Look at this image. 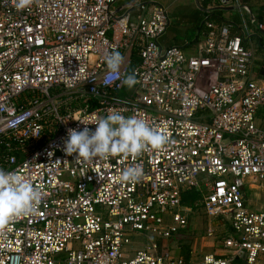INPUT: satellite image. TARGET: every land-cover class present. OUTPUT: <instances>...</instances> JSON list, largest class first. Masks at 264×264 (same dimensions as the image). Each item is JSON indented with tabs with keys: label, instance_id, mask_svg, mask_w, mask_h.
Wrapping results in <instances>:
<instances>
[{
	"label": "built area",
	"instance_id": "obj_1",
	"mask_svg": "<svg viewBox=\"0 0 264 264\" xmlns=\"http://www.w3.org/2000/svg\"><path fill=\"white\" fill-rule=\"evenodd\" d=\"M117 3L34 0L18 10L15 0H0V168L42 193L35 211L0 236V264H186L161 241L188 227L193 208L183 194L202 187L204 212L223 216L231 234L216 238L211 225L207 235L226 256L190 264H255L264 255V211L248 208L245 191L264 185V128L256 121L264 81L251 77L253 49L210 18L196 54L165 48L167 7ZM114 50L125 62L120 78L105 84ZM133 73L138 83L129 89L122 80ZM109 110L146 120L170 142L135 160L67 155L68 129L94 131ZM133 165L143 177L123 181Z\"/></svg>",
	"mask_w": 264,
	"mask_h": 264
},
{
	"label": "clouds",
	"instance_id": "obj_2",
	"mask_svg": "<svg viewBox=\"0 0 264 264\" xmlns=\"http://www.w3.org/2000/svg\"><path fill=\"white\" fill-rule=\"evenodd\" d=\"M33 3L34 0H15L18 10L26 9ZM105 62L108 71L104 83L110 84L120 78L125 57L114 50L107 54ZM122 83L131 89L138 81L133 73L124 78ZM94 125V131L88 127L82 130L68 129L64 144L67 155L78 154V161L107 160L116 156L135 160L145 151L160 150L170 142L166 133L151 127L146 120L135 115L125 117L114 110H109L107 116L99 118ZM143 175L142 166L133 165L123 170L121 179L138 182ZM41 199L40 189L32 182L21 174L0 168V236L6 235L13 220L34 212Z\"/></svg>",
	"mask_w": 264,
	"mask_h": 264
},
{
	"label": "crops",
	"instance_id": "obj_3",
	"mask_svg": "<svg viewBox=\"0 0 264 264\" xmlns=\"http://www.w3.org/2000/svg\"><path fill=\"white\" fill-rule=\"evenodd\" d=\"M155 1L157 0H121V2L118 0L117 7L119 9H127L129 5L133 3H147L151 5ZM192 2L197 7L192 10V16H189L188 12H186L184 17H182L183 22L180 24L175 23L172 19L166 34L159 41L160 45L165 48L177 46L181 47L186 53L190 55L196 54L198 43L202 41L206 31L204 21L206 18H210L215 24L229 25L232 35L242 36L244 45L248 48H252L255 53L254 62L251 65V77L264 81V38L262 37L264 32H261L258 27L257 29L253 28L252 25V21L255 18L258 20L260 17H262L264 20V0H233L226 6H213L211 11H208L207 8L209 5H212V3H215L214 0H210L206 5L199 0H192ZM250 6H252V10ZM257 32L260 35H257ZM256 38H258V41H256ZM256 121L260 127L264 128V106L258 110ZM261 190H264V185L259 189H252L250 187L247 188L245 191L247 203L249 204V200H253L254 198L260 200ZM248 191L251 192L250 198L248 197ZM259 211H264V208ZM220 225L223 229H226V231L220 232L219 235L231 234V228L227 221L223 219ZM210 226L211 225H209V227ZM228 226L229 230L227 231ZM210 239L213 240L212 238ZM211 244L213 245L214 243L211 242ZM216 244L217 247H214L213 245V249H206V251H210L207 254L226 256L227 252L224 249L222 250L221 246L217 242ZM171 250L174 255L181 256L179 254V248L173 250L171 247ZM194 251L195 250H192L191 262L200 260L204 255L203 253L201 254V257L196 256V258H194Z\"/></svg>",
	"mask_w": 264,
	"mask_h": 264
},
{
	"label": "rangeland",
	"instance_id": "obj_4",
	"mask_svg": "<svg viewBox=\"0 0 264 264\" xmlns=\"http://www.w3.org/2000/svg\"><path fill=\"white\" fill-rule=\"evenodd\" d=\"M154 3H158L160 5H164L165 7H167L170 13L171 20L173 19L175 23H179V24L183 22L182 17H184V14L186 12H188L189 16H192L191 14L192 10L197 8L196 5L192 2V0H157ZM260 24H264V20L260 22ZM252 25H253V28H256V29L259 26V22L256 18L253 19ZM257 35H260V34L257 32ZM262 37L264 38V35H262ZM256 41H258V38H256ZM201 179L205 180L207 179V176L203 175L201 176ZM199 191L202 193L203 198L202 200L196 203L197 208H195L190 213L189 215L190 220H189V225H188V227L192 228L191 235L194 238L193 244H192L193 246L192 250H195L194 251L195 254L193 255L194 258H196V256L201 257V254L203 253L204 255L209 253L210 251L209 250L206 251V249L208 248L213 249V245L214 247L215 246L217 247L216 242L218 240H215V239L211 240L210 238H208L207 234H208L209 225H212L216 229L217 231L215 235L216 238H218L220 232L226 231V229H223L222 226L220 225L222 223V220L224 219L223 216L209 218L207 214L204 212L202 204L204 201V197L208 194V190L205 187H202ZM260 193H261L260 200H257L255 198L253 200L251 199L249 200L248 208L250 210L259 211L264 208V190H261ZM248 197L249 198L251 197L250 191H248ZM228 230H229V226L227 227V231ZM150 238L151 240H157L155 236H150ZM210 240L211 242L214 243L213 245L211 244ZM137 241H138V244L136 245L134 244L133 247L141 248V243L146 244L149 242V239L142 240V241L137 240ZM172 248L173 250H176L178 248V245L176 242L175 243L172 242ZM240 264H248V263L246 262V259L242 257L240 259ZM255 264H264V255L260 256V259H258Z\"/></svg>",
	"mask_w": 264,
	"mask_h": 264
},
{
	"label": "trees",
	"instance_id": "obj_5",
	"mask_svg": "<svg viewBox=\"0 0 264 264\" xmlns=\"http://www.w3.org/2000/svg\"><path fill=\"white\" fill-rule=\"evenodd\" d=\"M210 0H205L203 4H207ZM252 10V6H250ZM263 19L260 17L258 19V22H262ZM203 195L199 190H191L187 191L186 193L183 194L182 197V203L185 206L192 207L193 209L197 208L196 203L200 200H202ZM192 228L187 227L179 232L173 239H169L166 241H161V245L163 246L164 250L171 249L172 247V242H176L179 248V254L181 257L185 259L186 264H190L192 261V244H193V237H192ZM242 257L236 258L234 260L233 264H240V259Z\"/></svg>",
	"mask_w": 264,
	"mask_h": 264
}]
</instances>
